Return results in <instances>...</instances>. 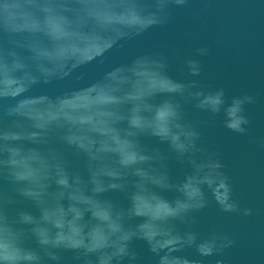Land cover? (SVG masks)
<instances>
[{"label": "water", "instance_id": "1", "mask_svg": "<svg viewBox=\"0 0 264 264\" xmlns=\"http://www.w3.org/2000/svg\"><path fill=\"white\" fill-rule=\"evenodd\" d=\"M169 81L225 103L201 110ZM245 97V130L230 131L225 109ZM165 102L199 132L183 154L154 129L128 134L134 110L152 120ZM178 200L192 207L173 214ZM29 251L39 264L51 251L59 264H264V0H0V258Z\"/></svg>", "mask_w": 264, "mask_h": 264}, {"label": "clouds", "instance_id": "2", "mask_svg": "<svg viewBox=\"0 0 264 264\" xmlns=\"http://www.w3.org/2000/svg\"><path fill=\"white\" fill-rule=\"evenodd\" d=\"M177 4L183 3V0H175ZM149 23L155 22H163L162 18H153L148 21ZM200 54H207L206 49H201ZM187 66L190 69V74L193 76L199 75V64L197 61H188ZM156 69H163L165 67V63L163 58L155 64ZM170 90L178 93L180 95H185L190 99L198 100L196 107L201 110L211 111L212 113H218L221 109V106L224 105V92L223 89L217 90L214 93L205 94L203 91H191V89L197 88L195 82H192L188 85L176 83L174 81H169ZM252 102L251 97H245L243 99H234L232 103L225 109V127L233 132H244V125L248 123L247 118L243 115V103L244 102ZM179 105L173 104L171 102H165L161 105L155 107V115L152 120H149L147 117L143 116L142 112L139 110H134L135 115L130 116L129 123L131 129L128 134L131 136L138 135L140 132L146 130H153L151 134L157 136H163L168 139L172 144L174 149L181 154L188 151L189 149L195 146V141L199 139V132L194 126H182L179 123H175L180 118ZM6 115L5 110L2 113V119ZM173 128L175 131L173 132ZM141 160L150 159V157L141 154ZM17 179L19 177L17 176ZM191 195V194H189ZM172 209L173 214H178L180 212L188 210L192 205L185 201H176L175 207L173 208L171 205L168 206ZM226 210H233L232 208H228ZM246 214H250L246 213ZM33 218L27 212L20 213L21 223H28ZM38 238V243L42 247L58 248L61 246L68 248H77L80 247L78 241L69 240L65 243L64 238H58L56 240H49L41 237L39 233H35ZM127 239V238H126ZM195 240L194 236L188 237V243L191 244ZM198 250L203 253L211 254V248L206 245H199ZM118 255H129L131 259H135L134 253H129L126 245L119 249ZM48 259L53 261L54 264H59L60 256L55 252L51 251L47 253ZM39 255L35 252L29 251L27 252L23 259H17L14 256L5 255L3 258H0V264H39Z\"/></svg>", "mask_w": 264, "mask_h": 264}]
</instances>
